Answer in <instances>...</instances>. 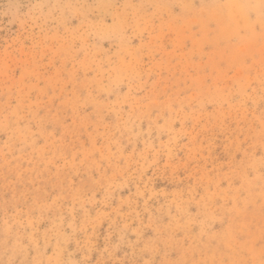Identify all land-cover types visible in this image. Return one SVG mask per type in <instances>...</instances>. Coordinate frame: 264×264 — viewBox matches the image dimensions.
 Wrapping results in <instances>:
<instances>
[{"label": "rangeland", "instance_id": "rangeland-1", "mask_svg": "<svg viewBox=\"0 0 264 264\" xmlns=\"http://www.w3.org/2000/svg\"><path fill=\"white\" fill-rule=\"evenodd\" d=\"M0 264H264V0H0Z\"/></svg>", "mask_w": 264, "mask_h": 264}]
</instances>
